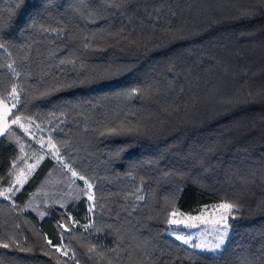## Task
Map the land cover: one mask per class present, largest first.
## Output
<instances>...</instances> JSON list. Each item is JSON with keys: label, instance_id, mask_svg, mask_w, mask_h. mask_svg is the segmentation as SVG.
Returning a JSON list of instances; mask_svg holds the SVG:
<instances>
[{"label": "trees", "instance_id": "1", "mask_svg": "<svg viewBox=\"0 0 264 264\" xmlns=\"http://www.w3.org/2000/svg\"><path fill=\"white\" fill-rule=\"evenodd\" d=\"M0 45L9 120L94 186L91 217L85 195L58 205L48 157L0 195V264H264V0H0ZM26 140L0 139V193ZM224 202L219 251L171 236L175 212Z\"/></svg>", "mask_w": 264, "mask_h": 264}, {"label": "rangeland", "instance_id": "2", "mask_svg": "<svg viewBox=\"0 0 264 264\" xmlns=\"http://www.w3.org/2000/svg\"><path fill=\"white\" fill-rule=\"evenodd\" d=\"M18 101L17 91L13 92L10 96L9 101H5L0 99V139L11 129L21 131L26 140V143L22 144L23 154L22 159L25 161V165L18 170L15 174V179L12 185L6 188L3 191V196L11 199L13 196L17 195L22 188L27 184L30 177L37 171L38 167L42 163L45 158H52L60 169V172L54 173V178L56 180H60L64 185L67 186L66 189L57 192V197L59 198L58 205L63 206L66 205V201H70L73 197L86 196L89 199L88 211L90 217L92 216V212L94 209L93 201H94V186L87 179L77 174L66 162L63 158H61L57 147L55 146L52 138L48 135V137L40 134L36 128H34L35 122L32 120H26L22 117H19V123L13 124L12 121L9 120V117L16 107ZM5 112L7 114L5 115ZM37 128H40L36 126ZM75 172L77 175L73 176L72 173ZM87 181V183H86ZM59 183V182H58ZM89 185L91 187H89ZM11 189V191H9ZM38 195L42 197H48L47 192H38ZM63 201V203H62ZM220 203H213L204 205L199 208L198 211L194 213H187L177 211L173 214L170 225L178 228L184 229L182 231H172L171 236L186 245L191 249H197L202 252H217V251H209L207 247L198 248L194 245L204 244L209 245L214 242L215 229L221 227V224L217 223L221 212L214 211L212 206ZM34 206H37L38 203H34ZM230 218V216H229ZM229 218L227 225L229 223ZM176 221V223H173ZM73 225L77 228L89 229L90 224H81L78 220L73 219ZM228 236L224 247L230 236V228L228 225ZM183 237L188 239V243H184V239H178L177 237ZM221 247V248H222ZM60 254L67 258H73V255L62 245L57 247Z\"/></svg>", "mask_w": 264, "mask_h": 264}, {"label": "snow or ice", "instance_id": "3", "mask_svg": "<svg viewBox=\"0 0 264 264\" xmlns=\"http://www.w3.org/2000/svg\"><path fill=\"white\" fill-rule=\"evenodd\" d=\"M0 47H3V45H0ZM13 92H15V89H13ZM7 114V112H5V115ZM19 116H17L15 119L12 120V123L13 124H16V123H19ZM73 176H76L77 174L75 172L72 173ZM81 179H83V177H81ZM87 183V181H86ZM89 187H91L89 185ZM9 191H11V189H9ZM0 195H3V193H0ZM236 206L232 203H227V202H224V203H220V204H217V205H213L212 208L214 211H220L221 212V215L219 217V219L217 220V223L218 224H221L222 226L221 227H218L216 228L214 231H215V236H214V242H212L211 244L209 245H204V244H197V245H194L195 247H198V248H205L207 247L209 251H217L219 249H221V247L225 244L226 240H227V236H228V232H229V229H228V225H227V222H228V218L229 216H233L234 218V215H233V209L235 208ZM173 223H176V221H173ZM178 239H184V243H188V239L186 238H183V237H177ZM7 246V245H5Z\"/></svg>", "mask_w": 264, "mask_h": 264}]
</instances>
